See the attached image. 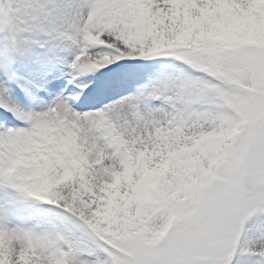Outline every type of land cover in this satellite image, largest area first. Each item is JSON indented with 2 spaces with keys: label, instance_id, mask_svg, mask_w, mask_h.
Here are the masks:
<instances>
[{
  "label": "snow or ice",
  "instance_id": "snow-or-ice-1",
  "mask_svg": "<svg viewBox=\"0 0 264 264\" xmlns=\"http://www.w3.org/2000/svg\"><path fill=\"white\" fill-rule=\"evenodd\" d=\"M0 264H264V0H0Z\"/></svg>",
  "mask_w": 264,
  "mask_h": 264
}]
</instances>
